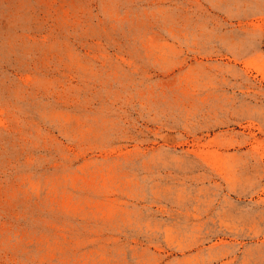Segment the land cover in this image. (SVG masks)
I'll return each instance as SVG.
<instances>
[{
    "label": "rangeland",
    "instance_id": "1",
    "mask_svg": "<svg viewBox=\"0 0 264 264\" xmlns=\"http://www.w3.org/2000/svg\"><path fill=\"white\" fill-rule=\"evenodd\" d=\"M0 264H264V0H0Z\"/></svg>",
    "mask_w": 264,
    "mask_h": 264
}]
</instances>
